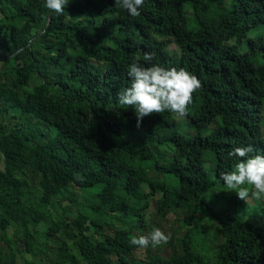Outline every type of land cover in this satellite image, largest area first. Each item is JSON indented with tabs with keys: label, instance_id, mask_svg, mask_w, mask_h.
I'll return each mask as SVG.
<instances>
[{
	"label": "trees",
	"instance_id": "obj_1",
	"mask_svg": "<svg viewBox=\"0 0 264 264\" xmlns=\"http://www.w3.org/2000/svg\"><path fill=\"white\" fill-rule=\"evenodd\" d=\"M145 52L201 86L183 118L137 128L117 94ZM241 145L264 152V0H145L138 17L0 0V264H264V198L218 181ZM150 210L178 228L131 245Z\"/></svg>",
	"mask_w": 264,
	"mask_h": 264
},
{
	"label": "clouds",
	"instance_id": "obj_2",
	"mask_svg": "<svg viewBox=\"0 0 264 264\" xmlns=\"http://www.w3.org/2000/svg\"><path fill=\"white\" fill-rule=\"evenodd\" d=\"M69 3L70 0H43V7L50 14L61 15ZM144 3L145 0H114V4L125 10L129 17L140 16ZM143 61L141 64L133 60L127 65L129 86L118 92V104L132 107L137 128L143 118L154 113L169 112L183 118L192 103V94L201 86L200 80L183 68H166L152 63L150 52L144 53ZM253 151L251 145L233 147L227 156L235 158V166L231 171L221 172L218 178L229 192H235L243 201L264 198V152L257 149L252 155ZM168 239L169 235L153 228L146 235L132 236L129 243L140 248L157 247L167 243Z\"/></svg>",
	"mask_w": 264,
	"mask_h": 264
},
{
	"label": "rangeland",
	"instance_id": "obj_3",
	"mask_svg": "<svg viewBox=\"0 0 264 264\" xmlns=\"http://www.w3.org/2000/svg\"><path fill=\"white\" fill-rule=\"evenodd\" d=\"M188 8V7H186ZM186 14V17L187 16V11L185 12ZM190 27H192L191 24H189ZM191 29V28H190ZM169 49L171 52L173 53H177V49L174 47V45H170L169 46ZM230 191V190H228ZM255 201V200H254ZM262 201L264 202V199H262ZM249 205H252L253 204V199L249 200L248 201ZM251 208V207H250ZM249 208V209H250ZM179 216L178 215H169L166 219H163V220H159L156 216H154L152 213H151V210L147 213L144 214V219L146 221H148V232L145 233L144 235L148 234L149 232L152 231L153 228H159L161 231H163L165 234L167 235H170L172 233L175 232V229L178 228V225L176 224V219H178ZM168 253H170L169 250H167ZM141 253H137V255H140Z\"/></svg>",
	"mask_w": 264,
	"mask_h": 264
}]
</instances>
